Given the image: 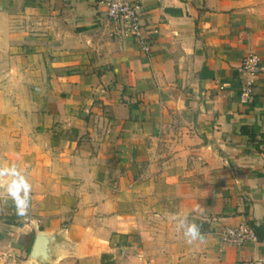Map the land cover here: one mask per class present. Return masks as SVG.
Returning a JSON list of instances; mask_svg holds the SVG:
<instances>
[{
    "label": "crops",
    "instance_id": "0c3cea01",
    "mask_svg": "<svg viewBox=\"0 0 264 264\" xmlns=\"http://www.w3.org/2000/svg\"><path fill=\"white\" fill-rule=\"evenodd\" d=\"M140 3L146 52L97 0H0V264H35L32 221L50 264H264V0Z\"/></svg>",
    "mask_w": 264,
    "mask_h": 264
},
{
    "label": "built area",
    "instance_id": "2783aa9c",
    "mask_svg": "<svg viewBox=\"0 0 264 264\" xmlns=\"http://www.w3.org/2000/svg\"><path fill=\"white\" fill-rule=\"evenodd\" d=\"M97 1L104 6V18L111 25L108 34L115 35L116 37H129L138 44L143 52H146L147 46L140 29V13L142 9L140 0ZM259 69V58L256 54L243 56L238 67L239 72L249 74L255 73ZM246 91V87L244 86L242 88L243 94ZM219 235L222 242L233 246L255 241L253 230L244 223L223 227Z\"/></svg>",
    "mask_w": 264,
    "mask_h": 264
},
{
    "label": "water",
    "instance_id": "95a60500",
    "mask_svg": "<svg viewBox=\"0 0 264 264\" xmlns=\"http://www.w3.org/2000/svg\"><path fill=\"white\" fill-rule=\"evenodd\" d=\"M34 237L29 249L27 260L35 264H50L57 256L58 250L72 251L64 237L56 232H44L38 229L35 221L31 222Z\"/></svg>",
    "mask_w": 264,
    "mask_h": 264
},
{
    "label": "clouds",
    "instance_id": "9594fccd",
    "mask_svg": "<svg viewBox=\"0 0 264 264\" xmlns=\"http://www.w3.org/2000/svg\"><path fill=\"white\" fill-rule=\"evenodd\" d=\"M185 236L188 239V242L191 243L195 240H202L203 237L200 232L199 225L197 224H192L189 225L185 231Z\"/></svg>",
    "mask_w": 264,
    "mask_h": 264
},
{
    "label": "rangeland",
    "instance_id": "374dc122",
    "mask_svg": "<svg viewBox=\"0 0 264 264\" xmlns=\"http://www.w3.org/2000/svg\"><path fill=\"white\" fill-rule=\"evenodd\" d=\"M33 206H34V204H32L31 199H28L26 201V206L22 207V209L20 210L21 213H19V215L17 214L12 219L15 220V221H18L19 217H22L24 215L28 218L29 217L28 215L30 214V212L33 211V210H36V209L33 208ZM3 218L5 219L6 215H4V217H3V215H1V208H0V219H3Z\"/></svg>",
    "mask_w": 264,
    "mask_h": 264
},
{
    "label": "trees",
    "instance_id": "16d2710c",
    "mask_svg": "<svg viewBox=\"0 0 264 264\" xmlns=\"http://www.w3.org/2000/svg\"><path fill=\"white\" fill-rule=\"evenodd\" d=\"M241 130L244 132H247L250 139L253 137L252 132L249 131L248 129H245V127H241ZM251 229L253 230L255 237L257 239H259L261 236V227L260 226H253Z\"/></svg>",
    "mask_w": 264,
    "mask_h": 264
}]
</instances>
